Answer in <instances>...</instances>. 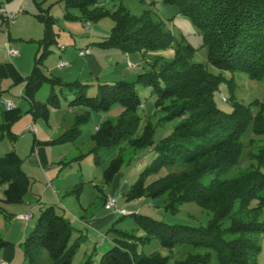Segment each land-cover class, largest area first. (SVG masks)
I'll use <instances>...</instances> for the list:
<instances>
[{
  "label": "trees",
  "instance_id": "16d2710c",
  "mask_svg": "<svg viewBox=\"0 0 264 264\" xmlns=\"http://www.w3.org/2000/svg\"><path fill=\"white\" fill-rule=\"evenodd\" d=\"M67 9L80 8L81 16L67 12L69 20L84 23L111 16L115 22L111 34L103 41L95 42L102 49L118 48L125 53L140 52L144 59L169 46L176 45V57L166 61L154 56L151 69L138 75L135 81L119 80L98 86L95 96H88L90 85L79 80L66 82L56 76H47L41 69L49 47L56 42L57 31L53 17L38 14L45 24L44 38L39 41V50L30 75L24 77L12 63L0 64V78H10L15 84L24 85L23 96L31 104L34 120H49L51 108H60V94L67 91L75 98L70 109H83L74 115L73 125L54 140L39 142L56 145L72 141L81 132V124L92 112H109L116 104L123 107L117 122L105 120L95 134L89 153H99L104 148L118 147L128 142L133 148H152L156 154L127 193L128 199L166 195V206L178 210L184 202H197L212 213L206 226L168 225L148 217H138L137 223L145 230L144 237L132 232L113 228L115 245L101 257L99 264H168L160 255L139 254L138 243L157 237L167 248L188 245L204 253H189L186 259L175 264H209L212 251L221 264H257L260 251L258 236L264 230L260 221L264 207V148L251 153L256 164L240 174L231 172L240 164L244 145L241 141L247 126L252 121L250 110L240 102H234V111H221L214 99L222 81L203 63L194 62L196 50L184 41H178L163 21L153 19L149 11L136 16L124 6L110 11L99 5L98 0H64ZM180 6V12L192 18L204 36L209 60L216 67L243 71L254 79L264 78V0H163ZM91 7H93L91 9ZM0 5V9H1ZM3 15L0 12V16ZM6 19V17H5ZM9 21V20H5ZM44 84L52 92L47 102L36 100ZM136 85L152 88L157 97L155 105L163 111L157 124L147 119L141 127L139 109L142 101ZM179 119L173 131L158 142L154 141L161 122ZM257 134L264 135V117L254 120ZM15 140L11 123L0 124V138ZM99 158V157H98ZM99 162V161H98ZM118 155L104 171L106 184H110L124 165ZM23 159L10 151L0 156V185L7 184L5 203H23L30 190V179L22 168ZM178 164L186 168L170 172ZM121 174V173H120ZM156 179H151L153 176ZM213 175L209 184H203L205 176ZM75 189L73 190V192ZM258 205L252 207L253 200ZM238 207L236 209V205ZM229 221L227 227L224 223ZM75 231L72 222L58 213L54 206L46 207L40 214L34 230L26 237L23 246L26 264H48L43 255L49 254L52 264H72L81 245L80 239L71 242ZM0 238V248L8 245ZM90 256L84 264L92 263Z\"/></svg>",
  "mask_w": 264,
  "mask_h": 264
},
{
  "label": "rangeland",
  "instance_id": "374dc122",
  "mask_svg": "<svg viewBox=\"0 0 264 264\" xmlns=\"http://www.w3.org/2000/svg\"><path fill=\"white\" fill-rule=\"evenodd\" d=\"M36 1L37 3H40L38 5L41 7L40 14H47L48 16L53 17L55 21V30L58 33L56 36V42L49 47L50 52L44 58L43 63L41 64V69L50 77L58 76L61 73L66 74L73 65H76L78 68H85V59L84 57L79 56L80 48H86L88 46L92 51H95L96 48H100L95 42L103 41L110 36L111 31L115 26L112 17L106 16L100 20L92 21L90 23V28H87L81 20H69L66 18L67 12L71 13L73 16H81L82 11L80 8L75 7L67 9L64 0ZM24 2L26 3H24L25 6H23V3L22 6H20V3L15 0H0L2 10L5 11V15L0 16V60L7 57L6 45L9 42L10 49H16L20 52L17 59L21 58L25 61V71H27L28 75L32 72L34 67L35 57L40 48L39 41L44 38L45 24L32 14L34 6L31 8L29 4L33 3V0H26ZM98 3L110 11H115L122 5L126 7L131 14L136 16H140L145 11L150 10L153 19L156 21H163L166 29L171 31L178 41H184L196 50L193 61L205 64L211 73L222 77L219 89L214 94V99L218 108L224 113L230 114L234 111V102H240L249 108L253 118L241 138L244 149L240 164L231 172V174H240L252 164H256L251 153L257 154L261 148H264V135L257 134L254 129L255 118L260 115L264 117V78L260 80L254 79L246 72L237 71L233 73L231 70L216 67L211 63L209 60L208 49L204 45V36L201 34L199 27L192 18L180 12V6L177 4L167 3L163 0H98ZM9 4L10 6L7 7ZM92 8L93 7H91V9ZM12 16L13 18H11ZM5 17H9L8 22L5 21ZM62 46L67 47V50L63 53ZM107 50L111 51V54H117L120 56L117 60H115V55L112 56L114 57L113 67H117L116 65H119V67L117 68L118 70H115L114 68L112 69L110 74L113 76L112 78H109L112 80L111 83L119 81L120 78V80L135 81L140 73L151 69L150 62L154 56H160L166 61H173L176 57L175 44L159 51L158 53L150 54L147 59H144L140 52L130 53L133 54V56L129 59L135 64L134 68H130L127 66L128 58L125 55V52L118 48ZM65 52H68L67 56L65 55ZM136 57H139V60H137ZM15 60H13V62ZM61 60L70 62V66L64 68V70L57 69ZM106 61H108V59H106ZM75 79L76 78H72L66 80V82H72ZM109 79L104 80L107 83H110ZM104 83L105 82L102 80L89 82V84L86 83L90 85L88 96H95L97 94L98 86ZM22 87V84H15L9 78H0V91L10 97L17 106H20L24 110L20 119L18 118L19 123L16 131L18 136L16 140H12L8 137L3 139L0 138V156L13 151L15 145L18 144L20 149L19 156L24 160V166L28 168L30 166L28 157L31 155L35 145L34 139L36 133L32 129L26 130V125L31 122H36L37 126L43 128L44 131L48 130L50 127L43 118L35 121L33 114L30 111H26V109L31 107L29 106V100L19 94ZM136 91L142 101V106L139 109V114L142 117L141 127L145 125L147 119H150L153 124H157L161 116L164 115V112L158 111L155 105L157 97L152 94V88L143 85H136ZM51 92V86L49 84H44L37 94L36 100L47 102ZM57 92H59L61 107L58 110L51 109L52 114L49 117V120L52 125V130L55 127H60V129L62 128L63 130H60L55 137H58L63 133L64 129L70 127L74 115L83 110L77 109L74 113L70 112L69 103L75 97L67 91L65 92V95L60 94L59 87H57ZM2 106V103H0V111ZM122 111V105L116 104L107 113L92 112L91 117L81 124V132L79 136L72 141H67L58 145H48V148H53L55 152L62 151L66 153L67 158L64 159V161H66V164H64L66 172H70L69 174H85V177L83 178L84 181H89L88 179L92 180V182H88L92 187H89L86 190V193L83 194L82 199L84 203H92L96 199L94 194H97V189L99 188H106L105 190L107 194L111 193L117 198V206L113 209L102 210V205L98 198L96 199L97 202L95 205L91 207L93 211L101 210L102 215L108 216L106 218L107 224L103 226L101 233H96L93 230V227L89 226V224L88 226L81 227L74 220V217H76L75 213H71L72 209L71 206L69 207V198L76 200V197H79L84 191V183L76 184L75 191L71 195L65 194V191H63L60 194V197H55L56 199L54 202H45L42 205H37V201L34 200L32 201V205H37L35 207L36 209L33 211L28 210V214L22 213V215L25 216H28L29 213L32 215L34 214V217L30 221V227L27 234V236H29L34 230L40 217L41 207L43 208L46 203L53 204L55 210L60 213L63 209H66L61 206L62 203L67 206V213L71 216L70 218L73 219L72 223L74 224V228H76L71 242L73 243L77 239H80L81 241V245L72 264H84L90 256L93 259L90 264H99L104 253L115 245L114 239L116 238V235L112 230L113 228L125 232H132L137 236L144 237L146 232L142 229L141 225L137 223L138 217H148L158 222H164L168 225L180 224L190 227L206 226L212 218V213L204 210L197 202H184L179 205L178 210L172 211L166 206V195L154 198L144 196L128 199L127 193L131 186L137 181L143 169L153 162L156 157L152 148L145 150L135 149L126 141L122 142L118 147L104 148L99 153H89L80 157L81 154L89 152L93 147L94 143L91 136L96 133L102 123L107 119L117 122ZM26 115L28 117H26ZM62 116H65L66 120L63 125H59V118ZM178 122L179 119L161 122L154 136V141L158 142L162 138L168 136ZM30 125V127L33 126L32 123ZM65 126L67 127L65 128ZM24 136H27V138L25 139ZM119 154L123 156L125 163L121 168V174L119 173L120 175H117L118 177L116 176L112 181L114 182L113 185L111 182L109 188H107L108 185L106 186L105 184L104 171L109 166L112 159ZM185 168L184 165L178 164L175 167L169 168V171L179 172ZM37 170L38 171L35 174H41L40 170ZM157 177L158 176L156 175L151 177V179L153 180ZM213 178V175L205 176L202 179V183L209 184ZM71 179V177L66 178L65 182H69ZM94 184H98V188L93 186ZM7 187V184L0 185V207L6 209V212L0 215V238L12 241L14 244L8 242L9 244L6 247L0 248V259L4 256L3 252L7 247H14L16 245L21 257L15 264H26L27 262L24 260L22 244L20 245L19 242H15L5 233L6 231H10L13 227H11V221L16 219L15 216L11 217L10 213L16 214L17 211H15V209L17 207L27 206L26 204L30 202V195L26 196L25 203H5V190ZM92 190L94 194L89 193L92 192ZM257 205L258 200H253L251 206L256 207ZM116 208L124 209L131 214L121 216L115 211ZM237 208H239L238 204L236 205V209ZM260 213L261 215L259 219L264 223V207ZM69 215L66 217H69ZM4 223H6V226ZM228 225L229 221L224 223L223 227L225 228ZM101 242L102 244L105 242L104 245H101ZM258 243L260 251L257 257V264H264V230L258 236ZM137 250L139 254L146 256L160 255L161 257L167 258L168 264H175L178 260L186 259L189 253H204L207 251L204 249H194L188 245H182L170 249L165 247L157 237H152L145 243H138ZM43 258L48 264H52L48 252L45 251ZM209 264H221L217 254L213 251L212 260Z\"/></svg>",
  "mask_w": 264,
  "mask_h": 264
},
{
  "label": "crops",
  "instance_id": "0c3cea01",
  "mask_svg": "<svg viewBox=\"0 0 264 264\" xmlns=\"http://www.w3.org/2000/svg\"><path fill=\"white\" fill-rule=\"evenodd\" d=\"M15 1H18L20 3V6H22V3H23V6H25L24 1H26V0H15ZM10 4L7 7H9ZM39 4L40 3H37L36 0H33V3L29 4L31 6V8L34 6L32 14L36 17L38 14L41 13V7L38 6ZM84 26L87 28H90V23H89V26H87V23H84ZM6 46H7L6 47V56L7 57H5V59L2 58V60H0V64L12 62V64L19 70V72L22 74V76L26 77V76L30 75L31 73H29L27 75V71H25V61H23V59H21V58L17 59L20 54L19 55H10L9 51L12 49H10L11 47L9 45V42L7 43ZM86 48L90 49V53L85 55V56L80 55V50L85 49V48H80V50H79V56L84 57V59H85L84 60L85 68L84 67L78 68L76 65H73L70 68V70H68L66 72V74L61 73L56 77H59L64 81L72 79V78H76L75 80H79L83 83H88V84H89V82H96V81H100V80L107 83L104 79L112 78L113 75L110 74L112 72V69L114 68L115 70H118L117 68L119 67V65H116L117 67H113L114 66V63H113L114 57H112V56L115 55V57H116L115 60L119 59L120 56L117 54H111V51H109L107 49L96 48L95 51H92L90 47L87 46ZM66 50H67V47L62 46V53ZM67 53L65 52L66 56H67ZM125 55L128 58L127 66L130 68H134L135 67L134 62L129 59L131 56H133V54L126 53ZM15 59H17V60H15ZM106 59H108V61H106ZM13 60H15V61L13 62ZM137 60H139V57L137 58ZM61 61H63V60H61ZM60 62H59V64H60ZM66 62H68V61H66ZM68 63H69L68 66H70V62H68ZM129 63H131L133 66H131ZM59 64H58L57 69L64 70V68L68 67V66L60 67ZM5 80H8V79H5ZM111 82H112V80H110V83ZM22 86L23 87L20 89V92H19V94L21 96H23V93H24V85L22 84ZM0 99H6V100L12 101V99L10 97H8L7 95H5L4 93H2V91H0ZM12 102H14V101H12ZM0 103H2V102H0ZM2 105L3 106H2L1 111H0V124L11 123V131L16 136H18V134L16 133L17 125L19 123L18 118L20 119V117L22 116L23 111H24L23 108H21L20 106H17L15 103H14V107L11 109L7 108L4 103H2ZM29 106L31 107V104H29ZM51 109L58 110L60 108H58V109L57 108H51ZM26 111L29 112L30 108L26 109ZM70 112L74 113L75 110L70 109ZM51 114H52V110H50V116H51ZM26 117H28V116L26 115ZM73 119H74V117H73ZM65 120H66L65 116L60 117L59 118V123H60L59 125H61V124L63 125ZM31 123L33 125L31 128L36 133L34 142H35V140H38L39 142H47V141L54 140V139L58 138L59 136L63 135L67 130H69L71 128V126L73 125V120H72L70 127H68L67 129H64L63 133L61 135H59L58 137H55V136L59 133L60 130H63V129L62 128L60 129V127H57V128L55 127L52 130L51 129L52 125L50 123V120L46 121V123H48L50 128L48 130H45V131L43 128H39L37 126L36 122H31ZM31 123H28L26 125V127H25L26 130H31L30 129ZM66 127L67 126H65V128ZM24 138L26 139L27 136L26 137L24 136ZM48 147H49L48 145L42 144V143L34 145L33 151L31 153V155H29V157H28L29 162H30V166L28 168L24 166L25 162L23 160V165H22L23 171L25 172V174L30 179V190H29V193L27 194V195H30V202H28L26 204L27 206L17 207L15 209V211H17L16 214L10 213L11 217L15 216L16 219L11 221V227L12 226L13 227L10 229V231H6V233H5L7 236H9V238L11 237L15 242H17V243L19 242L20 245L24 242L25 238L27 237L29 227H30V221L34 217V214L32 215L29 213L28 219H21L20 216L22 215V213L28 214L27 213L28 210L33 211L36 209L35 207L37 205H40V204L42 205L45 202H54V200L56 199L55 197H60V194L63 191H65V194H68V195L73 194V190L76 188V186L79 183L85 184L84 185V191L81 193V195H79V197H76L77 198L76 200L69 198V204H70L69 207L71 206V209H72L71 213L72 214L75 213V216H76V217H74L75 222L78 223L81 227L88 226V224H89V226L93 227V230L99 234L101 233L103 226L107 224L106 218L108 216L102 215L101 210L93 211L91 209V207L93 205H95V203L97 202L96 199L98 198L100 200L101 205H102V210L110 209L107 207V203H108L110 198L114 197L113 194H111V193L107 194L106 190H105L106 188L97 189L98 190L97 194H94V192L92 190V192H89V193L94 194L96 196V199L92 203H84L83 199H82L83 194L86 193V190L89 187H92L91 184H88V182H92V180L88 179L89 181H84L83 178L85 177V174H69L70 172H66V170L64 169V164H66V161H64V159L67 158L66 153L62 152V151L55 152L53 150V148L50 149ZM19 150L20 149L18 147V144H16L14 151H16V153L18 155H19ZM90 150H89V152H90ZM89 152H87L85 154H81L80 157L83 155L89 154ZM37 169L40 170L41 174H35L38 171ZM117 175H120V174H117ZM69 177H71L72 179L69 182H65V179L69 178ZM113 183L114 182H112V185H113ZM107 185L108 184H106V186ZM112 185H111V187H112ZM93 186L97 187L99 185L94 184ZM107 188H109V185L107 186ZM71 197H73V196H71ZM114 198H116V197H114ZM34 200L37 201V203H38L35 206L32 205V203H33L32 201H34ZM25 202H26V198H25ZM48 204L46 203V205L43 208L41 207V212L48 206H54L51 203H48ZM61 206L65 207L66 209H63L64 212L61 211V213L60 212H58V213L64 215V217H66L67 215H69L67 213V206H65V204H63V203ZM111 209H113V208H111ZM4 212H6V209L0 207V215L3 214ZM98 216H99V220H98ZM70 217L71 216L69 215V217H66V218L72 222L73 219H71ZM4 225L6 226V223H4ZM73 226H74V224H73ZM6 241L12 243V241H9V240H6ZM104 243L102 244V242H101V245H104ZM12 244H14V242ZM3 253H4V256L0 260L6 261L9 264L17 263L21 257L19 254V250H18L16 245L14 247H12V246L7 247Z\"/></svg>",
  "mask_w": 264,
  "mask_h": 264
},
{
  "label": "built area",
  "instance_id": "2783aa9c",
  "mask_svg": "<svg viewBox=\"0 0 264 264\" xmlns=\"http://www.w3.org/2000/svg\"><path fill=\"white\" fill-rule=\"evenodd\" d=\"M0 12L3 15H5L4 14L5 11L2 10V8L0 9ZM11 18H13V16ZM6 19L9 20V17H6ZM87 26H89V23H87ZM89 53H90V49L89 48H85V49L80 50V55L81 56H85V55H87ZM9 54L10 55H19L20 52L18 50H16V49H12V50L9 51ZM129 64L131 66H133L131 63H129ZM68 65H69V63L66 62L65 60L61 61L60 64H59L60 67H66ZM0 102L4 103L6 105V107L9 108V109L14 107V102H12L10 100L0 99ZM30 129H32V128L30 127ZM116 206H117V199L114 198V197L110 198L108 203H107V207L111 209V208H115ZM115 211L121 216H127V215L131 214L128 211H126L124 209H119V208H116ZM20 218L21 219H28L29 216L21 215ZM0 264H9V263L6 262V261H0Z\"/></svg>",
  "mask_w": 264,
  "mask_h": 264
}]
</instances>
